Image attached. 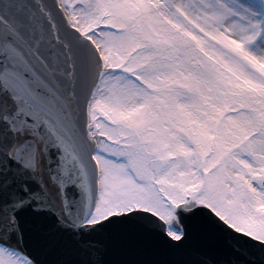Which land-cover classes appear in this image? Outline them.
Returning <instances> with one entry per match:
<instances>
[{
    "label": "snow or ice",
    "instance_id": "snow-or-ice-1",
    "mask_svg": "<svg viewBox=\"0 0 264 264\" xmlns=\"http://www.w3.org/2000/svg\"><path fill=\"white\" fill-rule=\"evenodd\" d=\"M0 264H264V0H0Z\"/></svg>",
    "mask_w": 264,
    "mask_h": 264
},
{
    "label": "water",
    "instance_id": "water-1",
    "mask_svg": "<svg viewBox=\"0 0 264 264\" xmlns=\"http://www.w3.org/2000/svg\"><path fill=\"white\" fill-rule=\"evenodd\" d=\"M231 243V237H229L227 234H224L222 237V240L220 242L221 249H226L227 246Z\"/></svg>",
    "mask_w": 264,
    "mask_h": 264
}]
</instances>
